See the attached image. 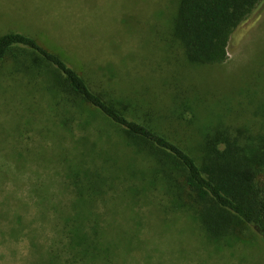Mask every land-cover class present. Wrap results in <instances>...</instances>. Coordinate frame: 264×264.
Returning a JSON list of instances; mask_svg holds the SVG:
<instances>
[{"label": "trees", "instance_id": "1", "mask_svg": "<svg viewBox=\"0 0 264 264\" xmlns=\"http://www.w3.org/2000/svg\"><path fill=\"white\" fill-rule=\"evenodd\" d=\"M170 2L175 9L157 11L155 20L165 22L188 62L200 67L227 63L233 37L264 15V0ZM66 56L22 33L0 36V67L12 58L22 67L18 70L44 83L58 129L75 144L86 146L90 140L93 147L90 152L61 148L58 160L65 162V186L72 188L74 198L65 204L42 198L38 204L39 220L51 224L56 237L46 249L35 244L32 264H141L133 252L146 253L152 243L141 238L142 228L177 233L179 240L190 234L189 242L206 250L207 261L215 253L251 243L252 233L264 240L263 131L209 128L195 142L193 137L182 140L155 121L139 118L123 104L125 99L97 90ZM113 136L133 156L124 148L117 153ZM113 191L120 193L116 204L108 199ZM5 201H0V241L17 238L30 224L23 212L29 204L25 208L23 200ZM102 201L107 213L97 209ZM142 205L152 208L150 217L160 219L157 228L136 210ZM183 214L186 223L179 225L177 217ZM117 221L120 230L114 234ZM243 256L249 258L247 251Z\"/></svg>", "mask_w": 264, "mask_h": 264}, {"label": "rangeland", "instance_id": "2", "mask_svg": "<svg viewBox=\"0 0 264 264\" xmlns=\"http://www.w3.org/2000/svg\"><path fill=\"white\" fill-rule=\"evenodd\" d=\"M168 7L175 9L170 0H0V36L22 33L67 55L97 90L125 99L122 103L139 118L155 121L182 140L193 137L195 142L196 135L209 128L247 126L264 132V15L246 33L233 37L227 63L200 67L188 62L165 22L155 20L157 11L166 13ZM18 67L12 58L0 67V201L6 198L9 205L23 200L25 208L29 204L23 212L30 224L17 238L0 241V264H32L35 244L49 247L56 232L39 220L38 204L42 198L62 204L74 198L72 188L65 186V162L58 160L61 148H93L90 140L86 146L75 144L58 129L45 84ZM118 139L113 136L112 144ZM117 146V153L123 154L126 148ZM116 191L108 197L115 204L120 197ZM148 208L136 210L157 228L161 221L155 214L150 217ZM97 209L107 213L103 201ZM184 215L177 217L179 225H185ZM126 220L121 222L130 224ZM119 221L112 222L114 234ZM154 232L142 228L141 238L152 243L146 253L133 252L141 264L150 258L154 264H264V240L253 233L251 243L215 253L207 261L206 250L189 242L190 234L179 240L177 233Z\"/></svg>", "mask_w": 264, "mask_h": 264}]
</instances>
